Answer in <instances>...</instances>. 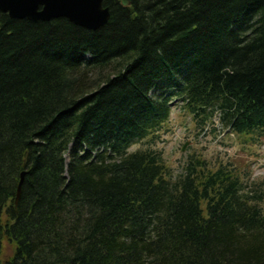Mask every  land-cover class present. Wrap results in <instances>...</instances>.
Wrapping results in <instances>:
<instances>
[{
	"label": "trees",
	"instance_id": "obj_1",
	"mask_svg": "<svg viewBox=\"0 0 264 264\" xmlns=\"http://www.w3.org/2000/svg\"><path fill=\"white\" fill-rule=\"evenodd\" d=\"M130 3L97 31L0 12V264H264V182L130 151L176 99L264 138V0Z\"/></svg>",
	"mask_w": 264,
	"mask_h": 264
},
{
	"label": "rangeland",
	"instance_id": "obj_2",
	"mask_svg": "<svg viewBox=\"0 0 264 264\" xmlns=\"http://www.w3.org/2000/svg\"><path fill=\"white\" fill-rule=\"evenodd\" d=\"M172 105L171 117L163 129L154 137L136 143L131 152L152 147L162 153L176 176L181 173L188 160L201 157L212 168L229 162L240 173L250 174L253 181L264 182V138L249 141L239 137L223 129L217 118L214 125L208 126L204 132L198 131L182 103L176 99ZM67 159L69 161V153ZM13 251V246L5 242L2 260H9Z\"/></svg>",
	"mask_w": 264,
	"mask_h": 264
},
{
	"label": "water",
	"instance_id": "obj_3",
	"mask_svg": "<svg viewBox=\"0 0 264 264\" xmlns=\"http://www.w3.org/2000/svg\"><path fill=\"white\" fill-rule=\"evenodd\" d=\"M105 0H0V12L11 19L31 22H50L65 18L71 23L91 31H97L108 24L111 13L104 6ZM124 7L131 5L130 0H121ZM25 174L17 191L16 205L21 197Z\"/></svg>",
	"mask_w": 264,
	"mask_h": 264
}]
</instances>
